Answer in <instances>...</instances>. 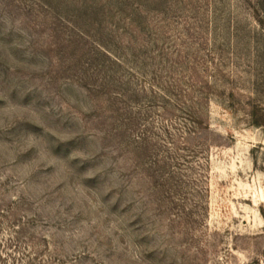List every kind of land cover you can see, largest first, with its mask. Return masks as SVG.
<instances>
[{
  "label": "rangeland",
  "instance_id": "rangeland-1",
  "mask_svg": "<svg viewBox=\"0 0 264 264\" xmlns=\"http://www.w3.org/2000/svg\"><path fill=\"white\" fill-rule=\"evenodd\" d=\"M0 264H264V0H0Z\"/></svg>",
  "mask_w": 264,
  "mask_h": 264
}]
</instances>
